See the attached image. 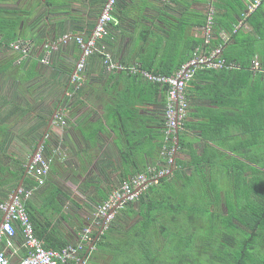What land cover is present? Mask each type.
<instances>
[{
    "label": "crops",
    "instance_id": "obj_1",
    "mask_svg": "<svg viewBox=\"0 0 264 264\" xmlns=\"http://www.w3.org/2000/svg\"><path fill=\"white\" fill-rule=\"evenodd\" d=\"M106 1L0 0V7L10 12L5 15L15 12L13 16L21 17L18 39L28 43L27 54L12 44H0V201H10L23 178L24 187H37L27 209L40 238L52 246L77 243L89 226L100 232L103 222L95 220L105 197L139 168L162 169L166 164L162 160L167 162L158 138L160 130L165 137L166 125L167 103L161 91L142 76L107 71L103 56L94 54L86 61L76 95L72 76L81 47L73 40L46 47L67 33L90 36ZM240 3L246 7V0H119L121 24L102 45L115 62L176 68L190 57L192 40L203 39L205 24L197 22L206 21L209 8H215V23L218 19L227 30L231 23L235 27L243 21ZM254 13L226 45L230 51L252 52L250 65L258 58L264 75V0ZM193 82L209 84L195 77L190 82V112L213 106ZM56 108L66 123L54 122L44 134ZM187 135L200 150L204 148L198 131L190 129ZM41 140L40 148L53 163L45 184L36 185L26 170ZM3 217L0 210V220ZM95 250L94 246L90 252ZM0 251L15 263L27 255L20 228L14 237L2 236ZM82 259L88 264L86 255ZM90 264H110L109 254Z\"/></svg>",
    "mask_w": 264,
    "mask_h": 264
},
{
    "label": "trees",
    "instance_id": "obj_2",
    "mask_svg": "<svg viewBox=\"0 0 264 264\" xmlns=\"http://www.w3.org/2000/svg\"><path fill=\"white\" fill-rule=\"evenodd\" d=\"M118 3L115 14L120 17ZM240 7L246 8L241 3ZM5 13L10 12L0 7V44L11 47L19 37L22 19L13 16L15 12ZM222 27L217 19L216 30ZM233 27L231 23L225 28L236 39L239 34ZM203 41L192 40L188 60ZM218 42L214 39L212 46ZM226 46V61L238 66L200 69L195 78L209 84L192 83L213 106L190 112L189 117L198 119H187L175 142L167 144L164 130L159 131L160 149L166 144L178 147L170 171L150 183L138 200L116 212L96 241L97 250L87 252L88 244L81 251V259L86 255L88 264L107 254L110 264H264V75L251 70L252 52H234ZM185 62L169 69L145 62L142 67L173 74ZM148 84L161 91L167 103V87ZM190 129L205 141L203 149L188 137ZM147 168H139L138 173ZM98 232L94 228L93 239ZM67 245L45 242L47 248L59 250Z\"/></svg>",
    "mask_w": 264,
    "mask_h": 264
},
{
    "label": "built area",
    "instance_id": "obj_3",
    "mask_svg": "<svg viewBox=\"0 0 264 264\" xmlns=\"http://www.w3.org/2000/svg\"><path fill=\"white\" fill-rule=\"evenodd\" d=\"M118 0H107L104 4L98 22L88 37L80 34H65L60 40L46 47L56 48L61 42L68 43L75 41L82 49V57L79 61L76 71L72 76V83L75 88L81 86L84 81V69L86 61L94 54L103 56L104 66L109 72H127L133 75L142 76L146 81L161 84L167 87V105H166V125L165 141L175 142L179 131L184 127L190 113V101L187 95V86L194 79L200 69L213 68H235L237 65L233 62L228 63L223 55L224 46L231 38V33L227 30H216L215 8L211 6L207 12L206 23L203 27V43L193 52L192 57L173 74L153 73L143 68L138 63L115 62L112 54L106 51L102 41L111 35L112 30L121 24V19L115 14V7ZM263 0H246V9L243 15V21L237 24L233 32H237L243 26L245 20L254 13L262 4ZM218 37L220 42L213 45V40ZM12 48L28 53V43L22 39H17L12 43ZM251 70L254 74L263 73L261 62L258 58L251 64ZM55 123L65 124L66 119L63 114L57 113ZM164 145L162 153L167 158L164 168L158 170L157 167H149L146 173H137L123 182L119 187L110 192L108 198L99 205L96 215V224H102L106 220L107 224L114 218L116 212L122 209L130 201L138 200L141 194L146 190L149 181H158V179L170 171L169 166L174 161V147ZM53 157L47 156L43 148H40L35 154L28 168V173L36 181V185H44L49 176ZM37 187H20L12 203L10 201H0V210L6 213L4 221L0 220V242L3 235L14 237L20 228L24 235V244L27 248V255L18 263L13 262L4 251H0V264H86L80 257V253L93 240V229L86 227L81 233L80 240L75 244H68L64 248L57 250L47 248L44 241L38 237L35 231L34 223L30 217L26 202L33 195ZM115 209V212L111 211Z\"/></svg>",
    "mask_w": 264,
    "mask_h": 264
},
{
    "label": "water",
    "instance_id": "obj_4",
    "mask_svg": "<svg viewBox=\"0 0 264 264\" xmlns=\"http://www.w3.org/2000/svg\"><path fill=\"white\" fill-rule=\"evenodd\" d=\"M67 90H68V89H67ZM66 93H67V91L64 93V95H63L62 97H65ZM57 113H58V108L55 109V111H54V113H53L51 119L49 120L48 129L46 130V132H45L44 134H47V133L49 132L50 127L52 126V124H53L54 121H55V117H56ZM42 143H43V140H41V141L39 142V144L37 145L36 150H34L33 154L31 155V157H30V159H29V162H28V165H27V170H26L27 173H28L29 165L31 164V162H32V160H33L35 154L38 152L39 148L42 146ZM177 148H178V147H176L175 149H177ZM174 156H175V155H174ZM23 183H24V178L21 180V182L19 183V185L17 186V188L14 190V193L12 194L11 199H10V203H12V202L14 201V199H15V197H16V195H17L18 189H19L20 187L23 186ZM149 183H152V181H149ZM113 212H115V209H113V210L111 211V213H113ZM5 215H6V213H4V217H3L2 221H4V219H5ZM106 220H107V218H105V219L103 220L102 229H101V231L99 232V234L93 239V241L91 242V244L89 245L88 252H90V251L94 248L95 243H96V241L98 240L100 234H101V233L104 231V229L106 228Z\"/></svg>",
    "mask_w": 264,
    "mask_h": 264
},
{
    "label": "flooded vegetation",
    "instance_id": "obj_5",
    "mask_svg": "<svg viewBox=\"0 0 264 264\" xmlns=\"http://www.w3.org/2000/svg\"><path fill=\"white\" fill-rule=\"evenodd\" d=\"M56 118V117H55ZM55 122V121H54Z\"/></svg>",
    "mask_w": 264,
    "mask_h": 264
}]
</instances>
